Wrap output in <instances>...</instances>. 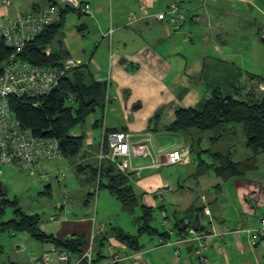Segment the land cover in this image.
<instances>
[{
  "label": "crops",
  "instance_id": "crops-1",
  "mask_svg": "<svg viewBox=\"0 0 264 264\" xmlns=\"http://www.w3.org/2000/svg\"><path fill=\"white\" fill-rule=\"evenodd\" d=\"M8 1V6L0 8V26H8L18 16L54 7L59 11L62 29L45 54L56 55L60 63L75 58L95 79L109 80L104 131L102 125L97 124L102 119L97 111L99 117L95 112L87 118L89 129L85 135L73 132L74 136L85 138L75 165L85 167L86 171H75L86 174L87 182L94 186L90 170L100 164L98 157L102 148L107 150L106 141L103 147L105 133H128L133 145L145 144L153 155L158 154L162 159L172 151L188 150L189 153V163L153 170L143 169L149 162H145L146 159H131L128 183L140 204L160 211L158 227L152 222L157 234L141 236L138 251L128 249L105 234L94 244V263L264 264V241L251 240L253 230L264 218V151L253 156L246 142L239 149L233 125L220 126L215 132L202 135L198 131L168 130L178 109L201 111L214 90L233 97L241 92L243 96L249 92L259 94L258 90L264 92V73L258 75L243 70L238 66L241 63L236 61V54L221 52V48L226 50L227 44L228 47L240 45L241 37L237 34L243 28L255 29L264 42V23L260 21V17L264 18V1L184 0L180 12L186 20L177 31L155 16L180 0ZM66 2H71L74 10L65 7ZM239 3H245L241 10L234 8ZM130 15L137 18L132 25L127 21ZM229 34L233 35L232 42ZM253 59L258 63L259 56L254 55ZM214 138L218 140L212 141ZM209 149L212 153H206ZM225 157L233 162L253 159L254 168L243 176L223 180L211 169L221 166ZM49 162L53 161L43 164ZM43 164L38 169L42 170ZM202 164L211 169H204ZM171 167H174V176L162 171ZM56 179L61 181L59 177ZM92 193L93 187L88 196ZM88 196L82 207L89 206L86 204L91 199ZM62 204L55 206L61 217L53 222L50 218L42 222L40 231L61 241L83 236L88 242L93 215L88 211L79 216ZM205 209L209 210V215L204 214ZM187 213L197 215L194 219L205 234L204 247L185 231H179L178 226H184L181 220ZM97 217L96 213L94 218L98 225L121 229ZM186 238L188 242L182 243ZM18 244L15 254L0 260V264L56 261L49 242H33L28 259L22 256L24 243ZM3 251L5 254L4 248ZM69 258L74 262L78 256L69 254ZM113 259L118 261L112 262Z\"/></svg>",
  "mask_w": 264,
  "mask_h": 264
},
{
  "label": "trees",
  "instance_id": "trees-1",
  "mask_svg": "<svg viewBox=\"0 0 264 264\" xmlns=\"http://www.w3.org/2000/svg\"><path fill=\"white\" fill-rule=\"evenodd\" d=\"M61 29L62 21L44 29L21 52L16 53L17 58L21 63H28L33 66L60 68L62 63L58 61V57L54 54L46 55L45 51L56 39ZM11 54L13 51L0 43V61ZM106 94V84L98 82L87 67L78 66L66 72L57 88L50 94L38 99L12 98L9 104L13 116L22 129L28 131L33 137L57 139L62 157L76 159L81 155L85 138L83 135L74 136L73 130L95 112L103 113ZM157 116L158 114H156ZM97 124L102 125V121L99 120ZM225 125L241 126L246 139V148L250 150L253 156L263 152L264 93L249 92L245 96L237 93L236 97H233L224 96L220 91L214 90L207 98L201 111L178 109L175 112V121L168 130L174 132L198 131L202 135L205 132L213 133L220 126ZM104 135L106 136V133ZM217 140L218 138H214L212 141ZM206 153H212V151L209 149L206 150ZM213 155L219 156L220 154ZM223 160L219 167L211 169V166L205 164H202V167L213 170L223 180L243 176L254 168L253 159L233 162L230 157H225ZM102 163L94 168L91 167L90 170L96 189L107 190L120 203L124 211L133 213L136 208L140 210V215L134 219L137 226L135 236L128 235L121 229L112 226H108L106 234L115 238L128 249L138 251L140 249L138 240L141 236L157 234L152 226L154 210L140 204L132 186L128 183L127 174L117 172L115 166L109 162ZM76 170L85 172L86 168L78 166ZM94 194L92 193L91 196ZM6 196L7 192L0 184V217L5 214L8 207L14 210V218L1 224L0 233L3 231H8L11 234L24 233L36 242H49L64 249L68 254L82 256L88 244L83 236L74 240L61 241L44 234L39 227L40 217L24 214L18 208L17 202L8 200ZM196 217V214L187 213L181 223L187 219L194 229L202 232L198 220L194 219ZM178 229L180 232L185 231V225L178 226ZM3 252L0 245V256Z\"/></svg>",
  "mask_w": 264,
  "mask_h": 264
},
{
  "label": "built area",
  "instance_id": "built-area-1",
  "mask_svg": "<svg viewBox=\"0 0 264 264\" xmlns=\"http://www.w3.org/2000/svg\"><path fill=\"white\" fill-rule=\"evenodd\" d=\"M183 1L180 0L178 4L171 5L166 12L157 14L155 18L165 22L171 30H179L186 20L185 15L180 12ZM8 5V0H0V8ZM86 11L88 12V10ZM59 21V11L54 7L43 10L35 16L31 14L18 16L8 26H0V43L19 53L44 29ZM127 21L129 25H132L137 21V18L134 15H130ZM80 63L75 58H68L62 63L60 68L33 66L28 63H21L16 59L15 55H11L9 59L0 62V180L4 168H10L17 172H28L31 176H34L36 169L40 168L44 162L62 158L57 139L52 137H33L28 131L20 127L10 110L9 101L12 98L24 97L38 99L50 94L57 88L66 72L80 66ZM96 80L104 82L108 89V79L97 78ZM108 104L109 97L106 94L103 107V131ZM130 138V134L121 131L104 135L103 142H107V150L104 151L102 148L98 162H109L116 167L118 172L124 175L128 173L131 159L134 157L149 161L143 169L151 170L180 162L189 163L188 150L172 151L167 154L165 159H162L158 154L153 155L145 144L133 145ZM59 178L62 180L63 175L59 176ZM204 214L209 215V210L205 209ZM94 217L92 218L93 225L89 241L82 256L71 262L69 254L64 249L52 244L51 253L55 254L56 261L48 264H95L93 261L94 244L96 240L106 234L108 226L106 224L98 225ZM50 220L54 221L56 218L51 217ZM184 225L186 234L204 247L202 240L205 234L194 229L187 219L184 220ZM251 240L252 242L264 241V218L260 220V225L253 230ZM186 241L187 238L181 242ZM116 261L118 260L113 259L112 262ZM34 264L44 263L36 261Z\"/></svg>",
  "mask_w": 264,
  "mask_h": 264
},
{
  "label": "rangeland",
  "instance_id": "rangeland-1",
  "mask_svg": "<svg viewBox=\"0 0 264 264\" xmlns=\"http://www.w3.org/2000/svg\"><path fill=\"white\" fill-rule=\"evenodd\" d=\"M244 5L245 3H239L234 8L241 10ZM248 11H251V9L249 8ZM247 21H249V19H247ZM260 21L264 23V18L260 17ZM237 36L241 37L240 45L228 47L227 44L226 50L224 51V49L221 48V52L236 54V61L241 63L238 66L250 73L262 75L264 73V42L260 34L257 35L255 29L247 30L243 28L242 32L237 34ZM228 39L232 42L233 35L229 34ZM254 55L259 56L258 63H255L253 59ZM218 91L223 95L222 90ZM257 92L259 94L264 93L259 90ZM241 96H243V92H241ZM95 116L99 117V113L96 112ZM101 121L103 123V113ZM88 124V119H86L84 124H79L73 132L78 131L85 135L89 129ZM233 126L236 132L235 142L240 149L243 143L246 142V139L241 126ZM76 162L77 158H62L60 161L49 162L43 164L44 167L42 170L37 169L34 176H31L28 172H17L9 168H4L0 184L7 192L6 198L8 200L17 202L18 208L26 215H39L41 223L49 218L51 219V217H55L58 220L61 214L58 212L59 209L55 208V206L63 203L62 205L66 204L73 212L76 211L79 216L88 211H90L89 215L91 216H96L97 213V219L110 221L113 223V226H119L131 235L137 234V226L134 223V218L140 215L139 208H136L133 213L122 210L120 203L111 196L107 190L96 189L95 184L92 186L91 183L87 182L89 177H87L86 174L77 173L75 171L77 166L75 165ZM162 171H168L174 176V167L164 168ZM61 175H63L61 181L56 179V177ZM41 176H43V178H41ZM91 186L95 194L90 196L91 199L86 202L89 206L82 207L81 204H84L88 196V191H92ZM13 213V208L8 207L5 214L0 217V227L2 223L8 222L14 218ZM66 218H69V216L66 215ZM160 220V211L155 210L153 226L158 227ZM19 242L25 245V254L22 255L25 259L29 258L30 252L32 251L31 244L33 242L42 244V242L32 240L24 233L11 234L8 231H3L0 233V245L3 246L6 253L1 255L0 260L6 259L7 256L11 254H15L16 246L19 245Z\"/></svg>",
  "mask_w": 264,
  "mask_h": 264
},
{
  "label": "bare ground",
  "instance_id": "bare-ground-1",
  "mask_svg": "<svg viewBox=\"0 0 264 264\" xmlns=\"http://www.w3.org/2000/svg\"><path fill=\"white\" fill-rule=\"evenodd\" d=\"M49 8H52V7H49ZM49 8H47V9H49ZM47 9H46V10H47ZM39 13H41V11L38 12V13H35V14H31V15H32V16H35V15H38ZM4 45H5V44H4ZM5 46H6V45H5ZM6 47H8L9 49H11V50L13 51V54H11V55H15L16 59H17L18 61H20V60L17 58V56H16V53H17V52H15V50L12 49V48H10L9 46H6ZM11 55H10V56H11ZM10 56H9V57H10ZM9 57H7L6 59L1 60L0 62L9 59Z\"/></svg>",
  "mask_w": 264,
  "mask_h": 264
},
{
  "label": "water",
  "instance_id": "water-1",
  "mask_svg": "<svg viewBox=\"0 0 264 264\" xmlns=\"http://www.w3.org/2000/svg\"><path fill=\"white\" fill-rule=\"evenodd\" d=\"M64 6H65V7H68V8L71 9V10H74V5H73L71 2H66V3L64 4Z\"/></svg>",
  "mask_w": 264,
  "mask_h": 264
}]
</instances>
